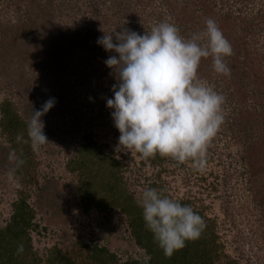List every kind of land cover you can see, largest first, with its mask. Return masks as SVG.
Instances as JSON below:
<instances>
[{"label": "rangeland", "instance_id": "rangeland-1", "mask_svg": "<svg viewBox=\"0 0 264 264\" xmlns=\"http://www.w3.org/2000/svg\"><path fill=\"white\" fill-rule=\"evenodd\" d=\"M159 3L136 4L135 17H127L112 12L117 7L113 0H0V227L10 223L14 202L25 199L33 212L29 237L42 264L54 249L76 260L75 264H84L88 245L106 248L120 262L144 258L128 216L121 207L107 206L102 200L107 199L111 180L109 159L120 161L114 179L119 176L133 201L146 188H156L175 200L189 199L193 209L212 219L231 260L264 264V203L255 200L244 147L233 131L241 106L226 100L232 89L224 90L227 82L220 74L213 70L214 76L206 77L204 72L202 78L198 72L201 80L224 96V123L208 146L204 171L191 161L147 160L134 151L114 150L120 133L106 101L113 97L117 80L104 63L114 53L97 44L99 37L85 41L68 30L75 25L107 34L125 29L144 34L169 22L180 31L185 19L167 13ZM236 4L232 3L236 9L216 10L217 14L231 9L234 13L217 25L227 39L248 42L240 48V58L253 48L264 51V0ZM159 11L164 12L162 19ZM50 98L55 104L42 117L49 143L34 152L30 142L29 146L24 142L25 150L18 151L2 125V107L12 102L20 125L27 129L33 110ZM84 145L88 146L85 151ZM13 156L24 161L18 169ZM87 188L95 191L91 198L85 196Z\"/></svg>", "mask_w": 264, "mask_h": 264}, {"label": "clouds", "instance_id": "clouds-1", "mask_svg": "<svg viewBox=\"0 0 264 264\" xmlns=\"http://www.w3.org/2000/svg\"><path fill=\"white\" fill-rule=\"evenodd\" d=\"M97 44L114 53L104 63L117 80L113 97L106 101L120 133L115 152L134 151L144 158L158 154L181 164L191 161L194 168L204 171L208 146L224 123V96L199 78L198 68L202 59L211 58L213 70L228 76L226 58L233 54L216 21L208 18L203 33L190 38L183 37L175 24L162 22L144 34L130 29L104 33ZM54 104V98L45 101L39 110H33L27 124L28 140L24 142H30L34 152L49 143L42 117ZM11 158L17 169L24 163ZM137 203L145 227L165 257L199 239L206 228L191 206L156 188L144 189ZM22 251L23 245H19L17 252ZM148 260L145 257V264Z\"/></svg>", "mask_w": 264, "mask_h": 264}, {"label": "trees", "instance_id": "trees-1", "mask_svg": "<svg viewBox=\"0 0 264 264\" xmlns=\"http://www.w3.org/2000/svg\"><path fill=\"white\" fill-rule=\"evenodd\" d=\"M157 1L166 10L168 9L169 12L166 11L167 13L176 14L180 18L185 19L184 22L186 24L180 23V32L184 37L190 38L192 34L204 31L205 21L208 18L216 20V23L220 21L224 23L228 18H232L234 13L231 10L233 9L226 11L224 14L221 12L217 14L216 10L219 11L222 9L221 7L225 6H233L236 9L237 7L235 5H237L236 2L238 0ZM113 2L117 6L115 9H112L113 13L118 12L121 16L125 15L129 17L134 16V7L136 4L151 5L155 3V0H135V2L132 0H113ZM232 3H235V5H232ZM158 14V18L162 19L164 12L161 13L159 11ZM97 17L101 18V15L98 14ZM94 30L90 27H77L74 25L69 27L68 34H73L77 38H83L82 40L85 41L104 35L103 32ZM244 34H248L247 28ZM227 40L233 49V54L226 58V62L230 68V75H220L227 82L225 87H223L224 90L230 86L232 89L227 95L226 100L230 102L234 100V102H237L241 106L235 114L236 119L232 122L233 131L235 137L244 147L243 158L248 162L251 185L254 188L255 198L258 197L255 200L264 203V51L257 50L256 48L250 50L248 48L250 51L240 58V48L247 47L245 45L248 42L241 43L235 37ZM263 47L262 50H264ZM198 70L202 78L205 76L204 72L206 73V77L207 75L211 77L213 74L211 72L213 71L211 58L202 59ZM2 113V125L6 133H8L9 140L18 151H24L26 145L23 146V143L28 140L27 129H25L26 127L24 125H20V121L18 120L19 115L14 104L7 102L2 107ZM17 136H21L22 139L18 141ZM82 148L85 151L88 146L84 145ZM152 158H158L159 160L162 156L157 154L155 157L144 159L151 160ZM81 162H85L84 159ZM109 162V165L112 164V167L107 172V175L111 180L107 185V199L102 200L106 201L104 204L107 206L121 207V210L128 216L131 233L135 239L136 246L139 251L144 252L145 256L143 259L128 258L120 262L117 256L106 248L100 245H88L85 246L87 251L84 257V264H145V257H150L147 264H237L224 253L223 242H220L221 238L216 234L212 219L208 218L202 211L195 209L193 210L204 219L206 224V228L201 237L194 241H188L186 246L175 252L172 257H165L162 249L154 240L153 234L145 227L142 209L136 201H133V196L124 190L123 182L118 180L119 176H117V180L114 179L116 173L121 169L120 161L109 159ZM70 169L74 171L73 167H70ZM85 194L86 198H91V194H95V191L92 192L87 188ZM176 200L185 205H192L189 199ZM14 211L10 223L5 227H0V264H42L41 258L33 250L28 232V226L33 218L32 210L25 199H19L17 202H14ZM19 245H23V251L20 253L17 252ZM75 263H77L76 260L72 261V258L65 257L57 249L51 251L46 261V264ZM78 264L82 263L78 262Z\"/></svg>", "mask_w": 264, "mask_h": 264}]
</instances>
